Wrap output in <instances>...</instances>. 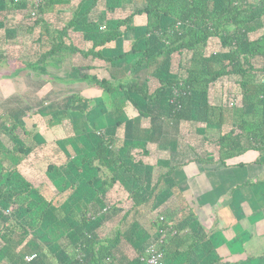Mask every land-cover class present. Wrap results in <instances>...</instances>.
I'll return each mask as SVG.
<instances>
[{
	"label": "trees",
	"instance_id": "1",
	"mask_svg": "<svg viewBox=\"0 0 264 264\" xmlns=\"http://www.w3.org/2000/svg\"><path fill=\"white\" fill-rule=\"evenodd\" d=\"M30 9L0 0V65L34 82L67 59L61 82L100 95L72 92L48 107L61 133L39 145L38 184L22 170L33 168L22 120L31 109L0 117V264H145L160 231L166 264H225L188 204L180 221L161 202L177 165L143 159L158 157L150 148L165 146L169 130L191 159L211 152L224 165L264 150V0H40ZM153 166L167 170L155 177ZM180 237L186 250L166 248Z\"/></svg>",
	"mask_w": 264,
	"mask_h": 264
},
{
	"label": "crops",
	"instance_id": "2",
	"mask_svg": "<svg viewBox=\"0 0 264 264\" xmlns=\"http://www.w3.org/2000/svg\"><path fill=\"white\" fill-rule=\"evenodd\" d=\"M55 62L49 63L50 78L42 76L34 82L29 81L26 71L16 75L15 64L0 65V117L14 109H31L22 120L35 143L33 168L29 170L24 164L22 170H25L27 179L35 184L42 181L45 169L39 162L44 155L41 144L58 139L61 133L57 127H51V110L48 107L60 98L59 85L66 86L61 80H66L68 69L64 77H60L59 73L68 65H57ZM75 87L77 90H72ZM66 91H70L69 94L80 91L89 98L100 95L97 90L78 84L66 86ZM175 131L164 133L165 140L169 141L164 142L165 146L155 150L150 148V153L154 152L158 157L151 155L143 159L145 163H155L159 158H168L171 165H177L171 179L166 181L171 188H175L172 194H169L170 190L165 192L163 198L166 199L161 202L170 205V210L175 212L174 220L186 219L190 208L189 211L204 227L220 262L264 264V150H248L224 165L210 161L213 158L211 152L204 158L200 156V160L191 159L192 154L188 155L187 150L176 147ZM204 135L215 138L217 134L215 129L209 128ZM22 140L30 143L26 137ZM166 170L167 167L159 169L153 166L154 176ZM172 197L175 199L172 200ZM187 244L181 237L178 240L167 239L166 248L182 252ZM175 261L181 260L176 258Z\"/></svg>",
	"mask_w": 264,
	"mask_h": 264
},
{
	"label": "built area",
	"instance_id": "3",
	"mask_svg": "<svg viewBox=\"0 0 264 264\" xmlns=\"http://www.w3.org/2000/svg\"><path fill=\"white\" fill-rule=\"evenodd\" d=\"M26 2L31 6L30 13L32 16L35 14V9L39 6L40 0H14L15 4ZM104 26L100 27V30H103ZM232 105V103H230ZM105 211V209L103 210ZM160 235L156 239V241L153 244H150L147 246L143 252V254L140 256V260L144 262L145 264H166L163 253L160 251L159 246L163 243L165 234L161 231L159 232ZM36 257L35 254L26 255L24 257L25 262H30ZM78 257L82 258V253L79 252Z\"/></svg>",
	"mask_w": 264,
	"mask_h": 264
},
{
	"label": "rangeland",
	"instance_id": "4",
	"mask_svg": "<svg viewBox=\"0 0 264 264\" xmlns=\"http://www.w3.org/2000/svg\"><path fill=\"white\" fill-rule=\"evenodd\" d=\"M68 62H69V60L66 59V61L64 62V65H66V66L69 65ZM68 68H69L68 66H67L66 68H63V69L61 70V72L59 73V76H60V77H64V76H66V69H68ZM68 90H69V89H68ZM72 90H77V88L75 87V88L72 89ZM58 93H59V96L61 97V96H64V95H66V94H69L70 91H66V86L60 84V85H59V91H58Z\"/></svg>",
	"mask_w": 264,
	"mask_h": 264
}]
</instances>
